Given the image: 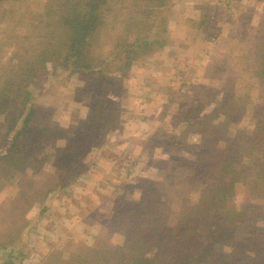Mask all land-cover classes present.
<instances>
[{
    "label": "trees",
    "instance_id": "1",
    "mask_svg": "<svg viewBox=\"0 0 264 264\" xmlns=\"http://www.w3.org/2000/svg\"><path fill=\"white\" fill-rule=\"evenodd\" d=\"M118 1L121 9L116 11L110 0H47L45 13L35 16L11 54L0 58V115L7 134H12L7 150L0 154V177L10 180L21 174L17 182L26 210L37 201L43 202L55 188L70 184L83 171L96 138L110 130L114 119L113 111L108 112L113 110V101L106 98L101 109L91 108L88 117L75 126L73 138L58 145V138L65 136L63 131L36 121L34 89L42 88L50 78L49 65L54 69L61 66L70 73L94 74L110 70L116 62L114 72L118 71L122 80L135 61L158 43L149 34L154 31L156 36L166 30L154 21L164 22L160 10L171 0ZM113 14L120 17L125 33L113 53L102 59L105 64L97 67L96 49ZM144 17L148 20L140 21ZM255 62L254 72L264 86V46ZM109 77L110 81L116 79V75ZM230 100V96L215 99L206 93L183 117L182 126L191 127V132L200 136L198 141L186 143L180 138L187 135L166 133L170 146L178 148L182 144V151L190 158L178 155L161 159L159 176L138 179L140 197L123 200L113 210L108 222L125 236L123 245L112 249L116 264H231L247 251L264 259V247L257 250L261 241L258 217H250L248 211L235 209L230 203L236 183H247L250 193L262 201L259 217L264 220V106L256 111V126L246 132L247 142L227 139L220 145L231 120ZM210 103L214 104V116L208 118L202 111ZM242 159L247 163L243 165ZM47 164L51 170L43 185L34 184L32 179L24 183L26 176L38 173ZM196 192L198 198L194 200ZM15 201L23 205L19 199ZM239 228L242 236L247 235L245 242L236 239ZM217 243L230 246V252H218ZM3 249H9L10 254L16 246ZM89 254L78 253L73 264H90Z\"/></svg>",
    "mask_w": 264,
    "mask_h": 264
},
{
    "label": "rangeland",
    "instance_id": "2",
    "mask_svg": "<svg viewBox=\"0 0 264 264\" xmlns=\"http://www.w3.org/2000/svg\"><path fill=\"white\" fill-rule=\"evenodd\" d=\"M46 1L0 0V58L11 54L13 46L20 42L29 30L32 19L45 13ZM181 1L183 0H171L164 10L161 9V15L165 17L164 22L156 20L155 25L167 26V15L179 13ZM197 1L202 10L196 17L206 15V22L199 30V35L204 32L206 37L192 38V41L201 43L203 54L199 59L195 53L187 58L184 56L178 64L171 62V65L158 54L156 57L159 58L154 59L155 53L141 56L124 73L122 80L116 77L112 87L120 92L119 95L110 93L117 100L112 102L113 110L109 109L108 112L113 111L114 120L117 117V122L112 124L113 131L96 138L92 150L85 158V174L88 175L89 170L95 169V172L89 174L90 178L78 175L74 182L55 188L43 202L37 201L26 211L24 198L20 199V185L17 182L21 174L10 180L0 177V264H73L74 257L80 252L90 253V264H116L114 254L107 252L106 248L109 244H122L123 237L112 224H106V220L115 205L119 206L116 199H138L140 192L134 187L136 180L117 178L120 174L114 166L122 164L120 173L124 176L126 173L131 174L134 169H141L140 174L154 177L158 173L157 169H160V166L157 167V160L175 158L178 155L190 158L187 152L182 151V144L178 148L170 146L171 141L169 138L166 140V133L175 130L178 132L174 133L175 135H187L180 138L182 142L198 141L199 136L192 133L188 125L182 126V118L178 120L177 114L182 112L183 116L188 115L193 107H197L198 101L200 104L206 93L213 95L215 99L216 96L217 99L231 97V120L220 145L225 144L227 139L247 142L246 132L249 133L256 126V111L264 106V86L254 72L256 55L260 47L264 46V0ZM110 2H113L116 11L121 9L118 0ZM133 14L136 17V14ZM119 19L120 17L113 14L107 20L102 39L105 45L100 50L102 56L108 55L112 49L109 47L125 33L126 28L124 29ZM193 28L195 29V25ZM168 34L167 29L156 33V49L162 47L160 42H168ZM189 43L188 40L185 44L188 46ZM169 57H178V52ZM165 63L168 65H164ZM168 66H171L172 70ZM164 70H169L166 78L163 77ZM114 71L113 75L117 74ZM73 74L61 66L54 69L49 65L47 77L50 78L42 88L34 89L35 95L41 93L35 100L38 106L36 121L65 130V137L62 136L58 142L61 145L66 138H73L74 126L80 119L89 115L92 106L101 109L99 106L106 101L103 98L99 100L98 97L102 94L101 90L108 88L107 86L102 88L99 82L88 85L87 77L82 76L84 74ZM46 87L49 89L44 91ZM161 90L165 91L168 97H161L154 105H146V99L150 95H160ZM211 103L202 111L207 113L208 118L214 116L212 108L215 102ZM145 110L147 111L144 114ZM173 114L176 118H172ZM3 118L1 115L0 153L7 150L12 136L7 134ZM124 136L134 139L138 136L141 141L136 143V149L130 148V153L124 148L125 143L121 144L120 148H110L105 152L108 157H104V150L109 145L107 140L119 142ZM242 161L244 165L248 160ZM50 170V165L47 164L38 173L26 176L24 183L32 179L36 181L34 184L43 185ZM24 186L27 190L26 184ZM250 192L249 184L236 183L234 197L230 203L235 209L248 211L247 215L250 217H258L261 234L257 248L259 251L264 247V220L259 217L262 201ZM196 198L197 192L193 193V199ZM17 199L22 202V206L15 201ZM175 205L176 201L174 207ZM236 239L239 242H245L244 239H247V235L242 236L241 228L236 232ZM11 245L16 246V249L9 254V249L4 250L3 247L9 248ZM246 246L247 244H244V247ZM215 247L222 253L231 250L230 246L219 243ZM256 262L264 264V259L247 251L244 257L231 264Z\"/></svg>",
    "mask_w": 264,
    "mask_h": 264
},
{
    "label": "crops",
    "instance_id": "3",
    "mask_svg": "<svg viewBox=\"0 0 264 264\" xmlns=\"http://www.w3.org/2000/svg\"><path fill=\"white\" fill-rule=\"evenodd\" d=\"M188 1H190V2H188ZM185 2V3H184ZM197 3H199L197 0H186V1H181V2H179V4L181 5V9H180V12L179 13H173L174 15H172V16H170V15H167V18H166V20L168 21V23H167V26H166V29L168 30V32H169V34H168V42H166V40L165 41H163V43L162 44H159L160 46H162V47H160V49L158 50V49H156L157 47H155V44L152 46L153 48H152V50L149 52V54H148V56H150V55H152V54H154V59L155 58H159V57H156L157 56V54L158 55H160V57H162V58H165L166 59V62H169V64L171 65V62H173L174 64H178L179 62H180V59L181 58H183L184 56L187 58L188 57V55H193L194 53L195 54H198L197 56H198V58L197 59H199L200 57H201V55L203 54V51H201V49H202V46H201V43L200 42H193L192 41V38L194 39V38H198V37H201V36H204L203 38H205L206 37V35H203L204 34V32L202 33V34H200L199 35V33H200V31L199 30H201L202 29V27H203V25L205 24V20H206V15H200V17L198 18V16L196 17V15L198 14L199 15V12L202 10V7L200 6V5H197ZM186 4H190V5H186ZM169 5V4H168ZM167 5V6H168ZM167 6H165V7H163L162 9L164 10V8H166ZM166 14V13H165ZM146 19V20H145ZM143 20V21H142ZM147 21L148 19L146 18V17H144V18H141L140 19V21H142V22H145V21ZM195 25V29L193 28V26ZM149 36H151L152 38H154V36H155V33H154V31L153 32H151L150 34H149ZM188 38V40L190 41V43L188 44V46L185 44V43H187L188 42V40H186ZM113 41V40H112ZM118 41V40H117ZM116 41V42H117ZM166 42V43H165ZM105 43V41H103L102 42V44L96 49V55H95V57H96V59H95V65H98L97 67H100V66H103L104 64H105V62H102V59L104 58L105 59V57H108L111 53H113V51H114V49H115V45H116V43H115V41H114V43H113V46H111V47H109V48H112L111 49V52L108 54V55H106V56H102V52L100 51V50H102V48L104 47V44ZM175 50V51H174ZM178 52V57H175V58H171V57H169L170 55H172V53L174 54L175 52ZM139 60V59H138ZM138 60H136L135 61V63L138 61ZM157 63V62H156ZM199 63V62H198ZM116 62L114 63H112L110 66H109V69L110 70H108V71H105V72H103V73H100V72H95L94 74H92V73H86V72H76V73H74L73 75H75V74H84V75H82V76H84V77H87V82H88V85H93L92 84V82L93 83H97V82H99L100 84H99V86L101 85V87L103 88V86L105 87V86H107L108 88H105V89H102L101 91V93L102 94H100L99 96L100 97H98V99L100 100L101 98H103V99H105L106 100V98L107 99H111V101H114V102H116V98H113L112 96L113 95H110V93L111 94H114V95H119V92H120V90H118V92L117 91H115V89L112 87L113 86V84H114V82H115V80L117 79H115L114 81H110V75H112L113 76V70H115V68H116ZM164 65H168V63H165ZM174 66H176V65H174ZM171 70H172V68H171V66H168ZM167 71H169V70H164V72H163V77L164 78H166L167 77ZM117 74H114V75H116V77L118 76L120 79H121V74L120 73H118V71L116 72ZM122 79H123V77H122ZM187 81L189 82V79H187ZM106 82V83H105ZM171 82H173V80L171 81ZM47 84H49V82L47 83ZM111 84V85H110ZM117 85H118V83H116ZM191 84V83H190ZM193 85V84H192ZM197 85H199V84H197ZM78 88V87H77ZM49 89V87H46L45 89H44V91H47ZM107 89V90H106ZM191 89V88H190ZM39 94H41V93H39ZM39 94H37V95H39ZM36 95V96H37ZM163 95V96H162ZM40 96V95H39ZM188 96V95H187ZM161 97H168V95L167 94H165V91H163V90H161L160 91V95H155V96H151L150 95V97L149 98H147L146 99V105H154V103L155 102H157V101H159V99L161 98ZM163 99V98H162ZM35 100H36V98H35ZM84 100V99H83ZM94 106H92L91 108H93ZM90 108V109H91ZM146 111L147 110H145L144 111V114L146 113ZM178 120H179V118L181 117L182 119H183V117L186 115H184L183 116V114H182V112H178ZM1 116V115H0ZM87 117H88V115H87ZM86 117V118H87ZM176 118V115L174 116V114L172 115V118ZM85 118V117H84ZM84 118H82V119H80L79 120V123L81 122V121H83V120H85ZM143 119H147L146 117H142ZM114 119H115V117H114ZM113 119V121H112V123H111V127H110V130L108 131V132H106V135L107 134H109L110 133V131L113 129L112 128V124H113V122H114V125L116 124V122H117V117H116V120H114ZM182 119H181V121H182ZM78 123V124H79ZM181 123V122H180ZM77 124V125H78ZM77 125H75V126H77ZM51 126V125H50ZM75 126H74V130L75 131H73V133H72V137H73V134L76 132V130L77 129H75ZM53 127V126H52ZM54 128H58V127H54ZM60 129V128H59ZM62 131H63V133H65L66 134V131L65 130H63V129H61ZM113 131V130H112ZM169 133H172V132H169ZM173 133H178V132H176L175 130L173 131ZM103 136V135H102ZM199 136V135H198ZM63 137H65V136H63ZM60 138H62V136L61 137H59L58 138V142H59V140H60ZM132 138V139H131ZM199 138H200V136H199ZM199 138H198V140H199ZM107 141H109V145L108 146H106L107 148H105V150H104V153L107 151L108 152V150L111 148V149H116V148H120L121 147V144H125L126 143V146L124 147L125 149H127L128 151V153H130L131 152V149L133 148V147H135V149L137 148V144L136 143H139L140 141H141V139H140V137H136V139H134L133 137H131V136H124V137H121V139H120V141L119 142H113V141H111L110 139H108ZM57 142V144L58 145H60V146H62L61 144H59ZM129 146V147H128ZM138 147H139V145H138ZM93 148V147H92ZM129 148V149H128ZM131 148V149H130ZM124 149V150H125ZM92 150V149H91ZM139 150V149H138ZM141 151H142V147H141V149H140ZM4 152V151H3ZM3 152H1L0 154H2ZM103 155H105L104 157H108V156H106V153L105 154H103ZM102 155V156H103ZM110 158H112V157H110ZM161 160V159H160ZM160 160H157L158 162H157V167H159L160 166ZM85 162H86V159H85ZM95 163V162H94ZM85 164H87V163H85ZM122 166V164L120 165V166H114V169L115 170H118V172H119V177H117V178H121V177H125V178H128V179H130V180H136V185L134 186V187H136V189H138L139 190V192H140V194H141V189H140V187L137 185V183H138V179H140V178H142V177H148V178H155V177H157V176H159V170L157 169V174H156V176H149V175H145L144 173H141L140 174V172H141V169H134V171L130 174V173H126V175L124 176V175H122L121 173H120V169L122 170L123 169V167H121ZM141 166V165H140ZM85 170H83L82 172H80L78 175H80V177H82L83 175H86L85 174ZM89 174L91 175L92 174V172H95V169H92V171L91 170H89ZM86 175V176H88V178H90V175ZM33 175V174H32ZM31 175V176H32ZM78 175L76 176V178L73 180V182L78 178ZM82 180V179H81ZM121 193V192H120ZM118 194H119V192H118ZM114 197H116L115 195H114ZM113 197V198H114ZM140 197V196H139ZM117 200L119 201V203H117ZM130 200H133V199H130ZM134 200H137V199H134ZM125 201V200H124ZM123 202V199H121V198H119V199H116V204H121ZM113 203H114V201H113ZM116 207H119V206H117V205H115ZM115 207V208H116ZM114 208V209H115ZM28 210V209H27ZM26 210V211H27ZM113 212V211H112ZM26 214V213H25ZM111 215H112V213L110 214V216H109V218L106 220L107 222H106V224H112L113 225V223H110V222H108V221H111L112 219H111ZM105 227H106V225H105ZM113 227H114V225H113ZM115 229V228H114ZM110 230V229H109ZM117 231V233L119 234V235H121L122 237H123V243H124V241H125V236L120 232V231H118V230H116ZM109 234V233H108ZM107 234V235H108ZM123 243L122 244H115L114 246H111V244H109L108 245V247L106 248V250H107V252H109V253H111V254H114V251L112 250L113 249V247H115V246H120V245H123Z\"/></svg>",
    "mask_w": 264,
    "mask_h": 264
}]
</instances>
